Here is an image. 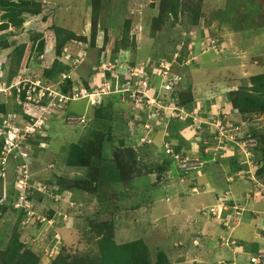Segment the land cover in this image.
Returning a JSON list of instances; mask_svg holds the SVG:
<instances>
[{
    "label": "rangeland",
    "instance_id": "rangeland-1",
    "mask_svg": "<svg viewBox=\"0 0 264 264\" xmlns=\"http://www.w3.org/2000/svg\"><path fill=\"white\" fill-rule=\"evenodd\" d=\"M34 1L41 4V14L26 13L21 26L9 23L0 31V39H8L0 58H8V65L15 47L27 46L17 80L32 81L28 90L33 100L22 107L33 121L14 111L20 99L14 91L3 90L12 82L8 72L0 102L6 103L7 113H17L14 129L37 123L39 139L50 142L33 155L32 146V151L23 147L36 156L18 158L25 167L11 162L6 141L2 147L0 251L19 236L39 264H98V239L105 234L117 244L143 242L151 264H157L160 251L170 264L241 263L251 256L245 246L254 252L260 248L249 264H264V171L258 170L264 169V152L260 148L253 156L248 147L254 139L244 131L255 128L264 134V112L243 120L229 100L230 94L256 93L253 78L264 74V0H177V18L168 12L173 0ZM1 15L0 10V23ZM161 16L163 22L158 21ZM37 34L45 41L42 54L32 50ZM57 35L65 41L58 49ZM123 40L129 49L122 48ZM180 57L185 61L179 63ZM68 65L70 89L63 74L42 84L47 69ZM162 65L169 66L168 74L182 76L176 93L187 94L190 88L186 98L193 99L191 106L174 101L171 92L160 93L168 82ZM126 75L134 83L145 77L143 90L150 93L137 102L122 96L131 89ZM39 83L53 91L62 88L49 106L34 102ZM84 83L91 93L109 94L102 106L92 105L93 94L86 96L89 100L64 102L62 95H73ZM112 89L120 92L113 95ZM81 92L87 94L84 88ZM156 95L165 96L167 104L156 99L149 105ZM188 108L196 109L195 114ZM177 113L186 122L178 134L169 130L170 137L185 153L171 157L163 152V138ZM227 126L232 127L229 134L222 129ZM74 146L95 157L94 171L118 168L120 181L102 183L90 193L92 166L67 163ZM17 167L29 179L30 192L12 179ZM28 195L31 200L25 199ZM12 206L25 208V213ZM1 252L0 264H5Z\"/></svg>",
    "mask_w": 264,
    "mask_h": 264
},
{
    "label": "trees",
    "instance_id": "trees-1",
    "mask_svg": "<svg viewBox=\"0 0 264 264\" xmlns=\"http://www.w3.org/2000/svg\"><path fill=\"white\" fill-rule=\"evenodd\" d=\"M0 10L2 11V20L0 23V31H4L9 27V23L19 27L21 26L24 22H25V17L24 14L29 13L33 16L35 15H39L42 13L41 11V4L37 1L34 0H0ZM166 11H163V13ZM170 14L174 15L175 18L178 17V2L177 0H173L172 3L170 4V11H168ZM197 19V16L195 17V20ZM5 22H4V21ZM159 22H163V16L158 18ZM42 37L41 34H37L32 36V41H33V45H32V50L34 52H37V54H42L44 51V46H45V41L44 40H40V38ZM56 49H58L59 47H63V45L65 44L64 40H61L59 38V35H57L56 38ZM122 48L124 49H129L128 46V42L126 40H123L122 42ZM4 48H8V39H0V57H2L4 55V53H2V50H4ZM26 45H19L17 47H15L14 50V54L12 55V57L10 58L12 64L10 63L8 65V58L6 59H1L0 58V69H1V73L2 76L0 77L3 78V81L0 82V85L5 86V80H4V74L6 72L10 73L11 78L9 79V81L12 80V82L10 83L11 85H13L16 81H17V75H18V67L22 66L23 63V57L24 54L26 52ZM32 51V52H33ZM180 62L182 63L184 62V57H180L179 58ZM16 65V67H15ZM9 67L11 71H9ZM69 65L67 67H61L59 69L56 70H52L51 68L47 69V71H45V75L43 76V78L41 79L42 84H47L50 83L52 81H54L57 78V75H61L63 74L65 76L64 80L68 81V84L66 85L68 87V89H70V85H73L72 81L70 80L71 77L69 75H66L65 73L69 71ZM149 70V69H148ZM168 81L170 80H174V75L173 74H168ZM176 75V74H175ZM180 76L179 80L177 82H174L173 84V88L171 89H163L161 86V94H165V93H170L171 92V96L173 98V100L175 101V99H179L180 104H184L186 106H191L192 103H194L193 99H187V94H189V96L191 97L190 93H191V89L189 88V93H185L182 91H179V93H176V91L178 90V88L181 87L182 84V76L180 74H177ZM15 81L13 82V79L15 78ZM253 82H254V90L256 93H248V92H243L238 94L237 96L234 94H230L229 96V100L232 101L235 109L239 110V114L241 115V118L244 119H248L249 116H253L255 113H262L264 112V93H262V95L258 94L260 91H264V74L263 75H257L253 78ZM9 84V85H10ZM26 89H22L20 92V98L23 101V104H19L17 102L16 107L14 108V111H16L19 114H22L23 117H26L29 119H31V117L29 115H27L26 113H24L23 109L24 107H22V105L28 103L27 101V89L28 86L31 85V82L26 83ZM69 85V86H68ZM80 88H78L79 91L77 92H68V94H70L71 96H73L74 98H80V91L82 88H87L89 90H91L89 88V84L88 83H84V85L79 84ZM150 85V84H149ZM65 85L63 87L64 92H67V87ZM21 87H23V85H21ZM136 86H134L135 88ZM62 89V88H61ZM60 89V90H61ZM86 89V90H87ZM177 89V90H176ZM39 90V88H38ZM115 90V89H112ZM2 92L4 91H0V95L3 94ZM87 92L89 94H91L90 91L87 90ZM155 92V91H154ZM17 90L14 89V97H17ZM67 94V95H68ZM114 94H118V93H112ZM11 95V94H10ZM109 94H103V95H99L98 98L95 97L94 100L96 101H92V105L93 106H102L104 100L106 99L105 97H107ZM122 96L127 97L128 99H130V92L124 94H121ZM78 96V97H76ZM47 99V97H46ZM80 99H90L89 97H85V98H80ZM98 99V101H97ZM160 100H165V96H160L159 97ZM70 101V100H69ZM67 101L66 104L69 102ZM50 102V100H48V102L46 103L45 100L41 101V104L43 105H47ZM98 102V103H96ZM65 104V105H66ZM167 104V103H166ZM149 105H151L149 103ZM7 105L6 103H0V112L3 113L4 115L7 114ZM193 110V115L195 114L194 111H196V109H191L188 108V110ZM150 111V110H149ZM204 113V110H201ZM9 113V112H8ZM200 113V112H199ZM103 115V114H101ZM182 116V115H181ZM162 117V115H161ZM165 118L168 116H164ZM193 117V116H192ZM198 118V117H197ZM203 118H205V115L203 116ZM200 119V118H199ZM198 120V119H197ZM186 121H181V117L178 118H172L169 123H167V130H168V134L164 136L163 141L165 142L164 147L165 149L163 150L164 154L170 155L171 157H174L175 155H179V153L184 154L185 151L184 149H182V145L181 143H176L174 142V138L170 137V131H176V133L178 134V129L183 127L182 124H184ZM191 122V121H190ZM189 122V123H190ZM226 121L223 120V123H225ZM1 123V121H0ZM185 125V124H184ZM228 128H232L231 126H227L226 127V131L227 134L231 133L230 130H227ZM244 128V127H243ZM49 129L46 130V132ZM170 130V131H169ZM244 130V129H243ZM242 131V130H241ZM246 133V135H250V137H253L254 145H249L248 149L252 152L253 156L258 154V150L260 151V148H263V152H264V134L262 133H257L255 131V128L252 129V132L247 131L246 129L244 130ZM243 131V132H244ZM235 132V131H233ZM52 133V132H51ZM219 133V132H218ZM238 133V132H236ZM177 134H175L177 136ZM42 135L40 133H37L35 136L28 138V142H30V144L32 145L33 149H36L37 151H39L42 148H46V147H40L42 143H49L50 142V138L45 137V139L40 140L39 138ZM45 136V135H44ZM52 136V134H50V137ZM249 136L245 137L244 139H241L240 141H244L247 140ZM44 138V137H43ZM225 139H227L225 137ZM152 142V140H149V143ZM226 142L228 143H234V141L228 139L226 140ZM3 143V144H2ZM4 144V137H0V152L2 150ZM6 146V145H5ZM174 146V147H173ZM171 149V151H170ZM72 155L69 157L67 163L70 166H75V167H90L92 166L93 171L95 169L94 167V159L95 157L92 156V154H90L88 151L84 150V149H80L78 146H74L73 147V151H72ZM1 156V154H0ZM3 157V155H2ZM35 157H33V159H35ZM93 158V159H92ZM168 158V157H167ZM14 161V158L11 157V162H17L19 165H22V163L20 164V159ZM99 161H97L98 163ZM184 163V160H182V163H180L179 165H182ZM259 164V163H257ZM165 172L166 167L164 168ZM240 168H237L236 170H239ZM259 172H263L264 169L259 168L258 169ZM19 173V174H18ZM18 174V177H17ZM92 177H91V184L93 185L94 188H92L90 191V193L95 194L96 191L98 190V187L100 185H102V183H107L110 182L111 184H115L118 183L120 181V173H119V169L118 168H114L111 170H106L104 168H99L97 171H94V173H92ZM21 176V178H23L24 176L20 174L18 167L15 168V172L13 175V180L15 182H17L19 178ZM79 180H77L76 182H78ZM29 192L31 190H28ZM30 194V193H29ZM32 199V195H28L27 196V200H31ZM12 208L15 210V212L19 211L22 214L25 213V208L19 207L16 208L14 206H12ZM228 217V216H227ZM113 227V224H111V228ZM103 230H105L102 227ZM228 230V229H227ZM18 235V234H17ZM101 236V233L100 235ZM98 244H99V248H100V256L97 257L98 260V264H151L150 259H149V253H148V248L146 245H144L143 242L141 241H134V242H129V243H124V244H117L114 240H112V238L109 235H105L103 237H101V239H98ZM256 245V244H255ZM257 246V245H256ZM255 248L253 249H248L247 246H245V250L248 252L247 255H251L249 257V260L247 261H243V262H233V264H249L250 260L252 259V254H258L257 252L259 251L256 250V252H254ZM1 252V251H0ZM1 253L5 254V264H39L40 259L36 256V254L28 249L24 243V241H22L21 239H19V236H14L11 241L9 246L6 248L5 251H2ZM257 257V256H256ZM59 260V259H58ZM81 262L84 264V260H81ZM157 264H170L166 254L162 251H160L159 254V258L157 259ZM219 264V263H217ZM221 264V263H220ZM260 264V262H259Z\"/></svg>",
    "mask_w": 264,
    "mask_h": 264
},
{
    "label": "clouds",
    "instance_id": "clouds-1",
    "mask_svg": "<svg viewBox=\"0 0 264 264\" xmlns=\"http://www.w3.org/2000/svg\"><path fill=\"white\" fill-rule=\"evenodd\" d=\"M144 79H145V77H144ZM28 82H32V81H30V80L27 81V80H25L23 78L19 80V78H18V80L13 85H11V84L9 85L8 84L9 86H5V88H3V89L6 90L7 87H9L10 89H12L13 91H14V89H16L17 92H18L17 96L20 98V92L21 91H18V88H20L21 90L22 89H26V86H27L26 83H28ZM21 85H23V87H21ZM28 88L29 89L30 88H33L32 83H31L30 86H28ZM38 88H39V90L41 89L42 91L46 90V91H44V95L42 96L41 100H39V101L36 100V98H38L40 96V91L38 90ZM84 89L86 90V88H84ZM34 90H35V97H36L34 99V102H36V101L39 102V104L41 106H46V105L41 104V101L47 95H48L47 98H50V102L47 104V106H49L52 103V101H54L57 98V94L60 95V89L59 88L58 89H55L53 91L50 87L47 88V89L44 88V87H41L40 86V83H39V85H35L34 86ZM62 96H64V95H62ZM27 97H28V89H27ZM27 100H28V102H31V100H33V96H32L31 99H28L27 98ZM73 100H77V99H73ZM17 101H18L19 104H22L23 103V101L21 100V98L19 100H17ZM0 103H3V102H0ZM17 116L18 115H17L16 112H10V113H7L6 115H4L2 113V115H1L2 119L0 120L1 121L0 128L2 127L4 129L3 130L4 133H1V135H4V143L6 141V145H7L6 149L10 150L9 153L12 152L11 153V156H13L14 159H17L18 160V158H22L23 160L30 161V158L33 159L31 157V155H33L34 153H36V149H33V153L31 155H29V153L27 151H25V150L22 151V149L24 147L25 149H31V151H32V147H31L32 145L28 142V138L33 137V136H35L37 134L36 133V128H38V127H36L37 123L36 124L32 123V125L28 124L30 126L27 125L26 126L27 128L25 130L24 129H21L16 124L15 127H17V128H15V129H17V130H14V128L11 126V124L12 123H16V119L15 118ZM30 121H33V120L30 119ZM6 132H8V135H9L8 137L6 136V134H7ZM9 141H12V144L11 145L10 144L9 145L7 144V142H9ZM42 144H41L40 147H44V146H42ZM14 147H15V149H14ZM2 159L3 158H0V161ZM22 167H25V165H22ZM23 178H25V179H22L21 178V179H19L17 181V183L21 182L18 185L21 186L20 188H22L24 190L30 189L32 186L28 182L29 179H27V176H24ZM25 199L27 200V196H26Z\"/></svg>",
    "mask_w": 264,
    "mask_h": 264
},
{
    "label": "built area",
    "instance_id": "built-area-1",
    "mask_svg": "<svg viewBox=\"0 0 264 264\" xmlns=\"http://www.w3.org/2000/svg\"><path fill=\"white\" fill-rule=\"evenodd\" d=\"M162 68H164V73H165V75H167L168 73H169V71H170V68H169V66L168 65H162ZM161 68V69H162ZM145 72V71H144ZM132 77V76H131ZM131 77H129L128 78V75H126L125 76V79H128V81L126 82L127 84H128V86L127 87H130L131 86V89H130V91H128V92H125V94L126 93H129L130 92V98L134 101V102H137L138 101V99H140L141 97H142V95H143V93L144 92H146V93H150V90H143V87H145L146 86V88H147V86H148V82H146L145 81V86H143V79L144 78H142L139 82H131ZM174 82H175V80H170V81H168L162 88L163 89H170V88H173L174 86H173V84H174ZM134 86H136L135 88H134ZM18 91H21V89L20 88H18ZM87 91V90H86ZM103 92L101 93V95H103L104 93L106 94V92H105V90H102ZM121 91H123V90H121ZM125 91V90H124ZM117 93V92H120V90H112V93ZM93 94H94V96L95 97H97L100 93H98V94H96V93H94V92H92ZM146 93H144V94H146ZM121 94H123L122 92H121ZM124 94V95H125ZM44 95V92H40V99L39 100H41V98H42V96ZM87 96V94L86 93H84V92H81V94H80V98H83V97H86ZM153 96V95H152ZM64 97V100H65V102H67V101H69V100H73V99H77V98H74L73 96H71V95H64L63 96ZM76 97H78V96H76ZM154 97V96H153ZM28 99H31L32 98V91L31 90H28V97H27ZM80 98H78V99H80ZM39 100H37V101H39ZM151 101H149V103H150ZM161 109V108H160ZM160 109H157V113H159L160 112ZM164 110H166V108H164ZM176 111V110H175ZM178 114V113H177ZM173 116V115H172ZM179 116H181V115H179L178 114V116L177 117H179ZM223 129V131H224V133H225V130H226V127H223L222 128ZM4 129L1 127L0 128V133H4V131H3ZM14 130H16V129H14ZM222 135H224V134H222ZM7 144L9 145H11L12 144V141H9V142H7ZM10 151V150H9Z\"/></svg>",
    "mask_w": 264,
    "mask_h": 264
},
{
    "label": "bare ground",
    "instance_id": "bare-ground-1",
    "mask_svg": "<svg viewBox=\"0 0 264 264\" xmlns=\"http://www.w3.org/2000/svg\"><path fill=\"white\" fill-rule=\"evenodd\" d=\"M1 72V71H0ZM167 77H169V75L167 74L166 75ZM179 78H180V76H178V75H174V80H175V82H177L178 80H179ZM169 80V79H168ZM4 90V89H3ZM3 90H1V88H0V91H3ZM86 91V90H85ZM93 93H91V94H89L88 92H87V95H92ZM94 95V94H93ZM90 98V97H89ZM156 99L158 100V101H161L160 99H159V97H157V95H156V98L155 99H152V101L151 102H156ZM165 103H167L165 100H163ZM150 102V104H152ZM156 104H159V103H156ZM156 104H154V105H156ZM153 105V106H154ZM162 110V109H161ZM163 111V110H162ZM12 137V136H11ZM10 138V137H9Z\"/></svg>",
    "mask_w": 264,
    "mask_h": 264
},
{
    "label": "crops",
    "instance_id": "crops-1",
    "mask_svg": "<svg viewBox=\"0 0 264 264\" xmlns=\"http://www.w3.org/2000/svg\"><path fill=\"white\" fill-rule=\"evenodd\" d=\"M229 216H230V213H229ZM198 222H199V221H198ZM187 226H188V225H187ZM187 226H186L185 228L182 227V228H184V229L186 230V234H187V229H188ZM221 232H223V234H224L225 230H220L219 233H221ZM224 235H225V234H224ZM224 235H223V236H224ZM218 236H219V234H218ZM218 239H219V238H218ZM259 241L263 242V240H261V239H260ZM247 254H248V253H246V255H247ZM236 262H238V261H236Z\"/></svg>",
    "mask_w": 264,
    "mask_h": 264
}]
</instances>
